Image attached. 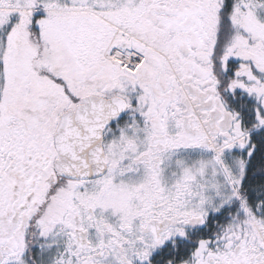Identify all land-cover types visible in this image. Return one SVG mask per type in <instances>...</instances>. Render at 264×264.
Here are the masks:
<instances>
[{"label": "snow or ice", "instance_id": "obj_1", "mask_svg": "<svg viewBox=\"0 0 264 264\" xmlns=\"http://www.w3.org/2000/svg\"><path fill=\"white\" fill-rule=\"evenodd\" d=\"M0 264H264V0H0Z\"/></svg>", "mask_w": 264, "mask_h": 264}]
</instances>
